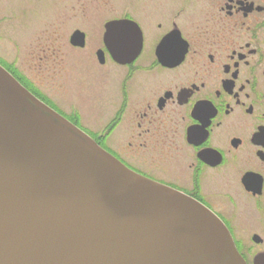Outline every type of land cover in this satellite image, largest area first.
<instances>
[{
	"label": "flooded vegetation",
	"instance_id": "af4514ba",
	"mask_svg": "<svg viewBox=\"0 0 264 264\" xmlns=\"http://www.w3.org/2000/svg\"><path fill=\"white\" fill-rule=\"evenodd\" d=\"M149 4L120 19L141 31L136 56L119 64L104 40L96 52L101 67L119 69L100 130L84 129L76 107L66 113L30 91L129 170L200 202L247 264L248 253L264 264V0Z\"/></svg>",
	"mask_w": 264,
	"mask_h": 264
},
{
	"label": "water",
	"instance_id": "95a60500",
	"mask_svg": "<svg viewBox=\"0 0 264 264\" xmlns=\"http://www.w3.org/2000/svg\"><path fill=\"white\" fill-rule=\"evenodd\" d=\"M103 40L119 64L142 46L126 20ZM0 264L247 262L205 206L129 170L0 64Z\"/></svg>",
	"mask_w": 264,
	"mask_h": 264
},
{
	"label": "rangeland",
	"instance_id": "374dc122",
	"mask_svg": "<svg viewBox=\"0 0 264 264\" xmlns=\"http://www.w3.org/2000/svg\"><path fill=\"white\" fill-rule=\"evenodd\" d=\"M139 1L0 0V64L51 106L55 103L66 113L76 107L82 116L80 125L98 131L104 125L99 122L103 110L102 116L113 112L109 101L117 86L112 77L118 76L119 69L101 67L96 52L103 47L106 23L120 20L136 6L132 13L137 16L139 7L151 11V0ZM160 6L153 3L154 8ZM144 19L153 31L155 21ZM77 30L86 34L84 48L70 44ZM240 234L250 242L251 233ZM255 255H247L251 264Z\"/></svg>",
	"mask_w": 264,
	"mask_h": 264
},
{
	"label": "trees",
	"instance_id": "16d2710c",
	"mask_svg": "<svg viewBox=\"0 0 264 264\" xmlns=\"http://www.w3.org/2000/svg\"><path fill=\"white\" fill-rule=\"evenodd\" d=\"M3 67H5L4 65H3ZM6 69L13 75V76H15L16 77V79H18V77L15 75V73H13L9 68H7L6 67ZM19 80V79H18ZM20 81V80H19ZM21 82V81H20Z\"/></svg>",
	"mask_w": 264,
	"mask_h": 264
}]
</instances>
